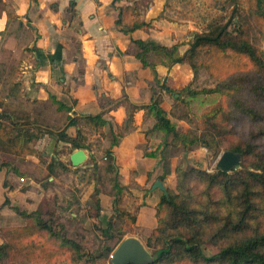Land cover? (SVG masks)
I'll return each instance as SVG.
<instances>
[{
	"label": "crops",
	"instance_id": "0c3cea01",
	"mask_svg": "<svg viewBox=\"0 0 264 264\" xmlns=\"http://www.w3.org/2000/svg\"><path fill=\"white\" fill-rule=\"evenodd\" d=\"M122 5L120 0H0V69L4 68L0 70V97L4 100L0 111L7 109L14 119L18 110L13 103H19L24 116L18 119L31 130H40L30 142L31 153L17 155L34 166L39 154L42 158L49 154L51 162L55 156L60 159L55 150L68 149V143L55 134L66 126L68 116L102 113V130L96 131L80 119L65 127L66 134L83 130L88 146L83 149L86 161L97 162V174H113L116 169L118 183L126 195L131 192L123 201L134 208L135 214L137 231L126 237L143 242L156 225L155 207L163 194L153 183L165 172L159 158L146 153L155 141L150 131L154 118L147 106L156 78H165L172 67L143 66L130 51V39L170 46V37L166 42L161 40L171 28L153 20L147 29L125 33L116 23ZM166 97L170 98L163 93L160 106L164 110ZM55 100L63 107L58 108ZM112 139L116 141L111 146ZM75 150L68 153L69 160ZM13 155L0 149V157ZM15 169L19 172L0 168V206L5 200L11 206H20L14 199L18 194L32 200L29 208L21 206L30 212L45 190L34 189L32 180L25 188L11 184L14 173L28 174L26 168L25 172L17 165ZM49 174L47 179H53V173ZM166 175L160 180L164 187L170 186ZM7 207L3 205L0 212Z\"/></svg>",
	"mask_w": 264,
	"mask_h": 264
},
{
	"label": "rangeland",
	"instance_id": "374dc122",
	"mask_svg": "<svg viewBox=\"0 0 264 264\" xmlns=\"http://www.w3.org/2000/svg\"><path fill=\"white\" fill-rule=\"evenodd\" d=\"M122 6H128L125 24L123 29L128 28L133 20H156V23L163 22L166 27L169 24L170 30L164 35L161 41L172 40V45H176L180 53H182L188 44L192 41L193 35L197 32L207 30L211 20L217 19L221 23L228 25L229 31L235 32L236 26L233 20L240 19L242 23V36L251 42L255 47L264 52V18L254 13L253 2L251 0H120ZM237 18V19H236ZM156 28V27H155ZM162 29H159L161 31ZM161 44V43H160ZM160 56L151 54L149 58L157 61ZM196 71H192L187 64H176L169 69L165 77V82L170 87L179 90L187 86L190 90L200 92L195 96H188L187 90L180 92L183 102H175L172 104V99L166 97L163 101V106L168 112L171 122L181 131L189 129L194 130L203 126V112L207 109L215 107L218 109L215 121L218 128L213 132L216 135L214 139V147H206L201 145L181 144L168 146L164 151V160L159 159L163 164V169L169 175L167 188L176 192L177 176L174 173V168L178 166L183 171H206L214 173L218 169L216 162L223 151L235 145L245 146L246 143L254 144L257 155H250L244 161L245 168L241 166L242 161L236 169L228 171L233 174V171L245 169L261 172L258 164L261 159L264 162V102H256L250 104L246 102L241 107L235 103L237 95L225 87H220L224 91L204 93V89H213L221 85L224 80L232 77L230 84L236 85L243 91L249 88V82L253 78L261 76L264 79V73H260L254 69L252 62L247 56L241 53H235L231 50L221 51L201 47L197 57ZM16 70L17 67L15 66ZM0 70L4 71V68ZM4 84L2 85V89ZM163 94V92H162ZM185 102H188L186 104ZM17 107L16 116L23 117L24 114L18 109L19 103H13ZM254 106L255 110L244 112L242 107L249 108ZM56 123H59L56 117ZM61 122V120H60ZM44 123V122H42ZM53 123L48 126L52 127ZM60 128V125H58ZM154 133V132H152ZM154 140L158 142L161 135L154 133ZM152 134V136H154ZM59 160L66 163L68 153H60ZM39 156L35 158L37 165H32L31 162L25 161L20 157L14 158L15 166H19L21 171L26 168V176L17 175L11 177V184L18 185L24 188L33 181L34 189H44L41 199L34 206V210H39L40 223H44L46 228L38 227L33 233H28L23 230L21 221L18 220V214L13 210L5 208L0 212V242L10 245L6 255L0 257L1 264H112L110 261L111 255L120 242L106 240L105 236L99 231L106 226V221L109 218L116 226H119L116 233L112 236L123 235L124 229L131 231V228L125 225V218L118 217V212L115 205L112 203L115 187H112L113 174H97V162L91 164L84 161L78 166L67 165V167H59L57 164L53 169V179H47L50 176L45 169L50 162V155L46 158ZM18 168V167H17ZM19 172V171H17ZM170 173V174H169ZM17 175V176H15ZM23 176V179L22 177ZM16 177V178H15ZM165 177H168L165 175ZM21 178V179H20ZM26 178H29L27 180ZM45 180V182H43ZM191 191L195 200L202 202V184L192 183ZM123 193V198L120 202V208H124L133 214L134 208L129 207L128 203L124 202V197L131 195V192L126 195ZM220 192L217 189L213 191L211 198H208V203L214 208L217 206V198ZM133 197V196H132ZM19 201L20 206L31 205L32 200L29 197H23L16 194L14 198ZM96 199L99 204H96ZM207 199V198H206ZM260 199L254 200L255 204H259ZM30 203V204H29ZM202 204L203 206L206 205ZM17 205V204H15ZM13 205V206H15ZM99 206V208H97ZM24 208V207H23ZM257 208H260L257 206ZM32 210V211H34ZM171 212V211H170ZM259 213V212H256ZM97 214V215H96ZM103 216L102 222L99 220ZM168 216L169 222L172 217ZM264 220V215L260 217ZM236 221V219L234 218ZM57 222L63 224L66 229V235L72 240L80 244L79 249H73L67 246H60L55 242V227ZM50 227V229H49ZM174 229H172V232ZM174 235V234H173ZM176 237V236H175ZM151 238H143V244L146 249L154 252L157 240ZM172 238V237H171ZM102 240V241H101ZM0 243V244H1ZM112 247V250L106 255L107 248ZM203 254L210 257L218 252L219 246L217 243L204 240L200 244ZM104 254V255H102ZM179 254V255H177ZM176 257L170 258V262L166 264H212L206 262L203 258L193 259L192 257L176 253ZM105 256V257H104ZM165 264V263H164Z\"/></svg>",
	"mask_w": 264,
	"mask_h": 264
},
{
	"label": "trees",
	"instance_id": "16d2710c",
	"mask_svg": "<svg viewBox=\"0 0 264 264\" xmlns=\"http://www.w3.org/2000/svg\"><path fill=\"white\" fill-rule=\"evenodd\" d=\"M253 2L254 13L264 18V0H251ZM128 6L119 7V14L116 23L118 25L125 24V16L127 15ZM237 19V18H236ZM236 26L235 32L229 31L226 23H221L217 19L211 20L208 28L205 31L197 32L193 35L192 41L188 47L180 53L177 46L163 45L153 41H144L141 39H130L132 54L140 60L143 66H152L156 64L164 65L168 68L176 64H187L190 69L196 71L198 62L197 57L201 47L211 49H218L221 51L231 50L235 53L244 54L252 62L254 69L260 73H264V52L255 47L251 42L242 36V23L240 19L233 20ZM151 26V21L133 20L128 24V28H122L125 33L134 29H147ZM151 54H157L160 57L157 61H153ZM232 77L224 80L221 85H217L213 89H204L201 92H222L220 87L228 88L230 93L234 91L237 95L235 103L241 107L246 102L254 104L256 102H264V79L261 76L253 78L249 82V88L242 90L236 88V85L230 84ZM187 90L188 96H195L200 92L190 90L187 86L176 90L168 86L165 78H156L155 87L152 89L151 102L147 106L151 112L154 121L150 129L151 132H156L161 135V139L156 142L148 152V155L164 160V151L170 146L201 145L206 147H214L216 135L213 132L218 128L215 121L218 109L215 107L207 109L203 112V126L194 130L181 131L170 120L168 112L161 106L163 93L167 94L172 99V104L175 102H183L180 92ZM58 103V108L63 107ZM188 104V102H185ZM4 106V100L0 97V107ZM243 111L255 110L254 106L249 108L242 107ZM4 109L0 111V149L10 150L13 152L12 157H0V168L6 167L9 170H15L14 158L20 154L31 153L30 142L38 136V132L31 130L25 122L20 121L18 116L9 114ZM80 119L84 120L94 130H102L105 120L102 118V113L94 115H84L81 117L68 116L66 126L73 125ZM7 120L8 123L4 122ZM65 126V127H66ZM55 131L57 139L68 143V149L61 148L55 150V155L60 153H69L74 149H86L88 146L84 143V135L82 129H77L74 135H67L66 128ZM51 132V131H50ZM153 133V135H154ZM155 136V135H154ZM115 139L111 140V146L115 144ZM254 144L246 143L245 146L235 145L226 150L238 152L240 154L241 166L246 167L244 161L250 155H257ZM110 153V151H109ZM258 168L261 172L251 171L245 169L235 170L233 174L217 169L214 173L206 171H183L178 166L174 168V173L177 176L176 192L168 189L166 186V194L160 196V199L155 207L156 225L147 232V240H157V246L154 252L151 253L152 261L145 264H166L170 262V258H175L176 253L192 257L193 259L203 258L212 264H264V220L261 216L264 215V162L261 159ZM59 167H67L71 162L68 159L66 163L53 157L51 162L47 164L49 173H53L55 165ZM114 165V164H113ZM114 171V187L115 193L113 195L112 203L118 212V217L125 218V225L131 228V231L124 229L123 235L117 237L112 236L116 233L119 226H116L113 219L109 218L106 221V226L99 231L105 236V240H113L121 242L126 235L137 231L135 226V214H130L128 210L120 208V202L123 198L124 187L118 183L117 175ZM22 175V174H20ZM166 173L158 176L161 181L164 180ZM49 177V176H48ZM202 184L201 193L203 195L201 200H195L191 194L193 182ZM25 188V187H24ZM217 189L220 192V198L217 200V206L214 208L212 204L208 203V198H211L213 191ZM207 198V199H206ZM260 199L259 204H255L254 200ZM7 200L3 205H8V209L18 214V220L21 221L23 230L28 233H33L37 230L46 228L44 223H40V212L34 210L27 212L21 206H11ZM206 205H202L205 204ZM96 204L99 200L96 199ZM0 206V209L2 208ZM260 207V208H257ZM99 208V206H97ZM171 211V212H170ZM172 217L169 222L168 216ZM259 212V213H256ZM97 215V214H96ZM100 215L98 214V217ZM99 220L102 222L103 216ZM236 219V221L234 220ZM55 227V242L60 246H67L70 248L79 249L81 246L75 240L66 235V229L60 222H57ZM50 229V227H49ZM172 229H174L172 232ZM174 234V235H173ZM176 236V237H175ZM172 237V238H171ZM204 240H210L218 244L219 250L210 257H206L200 244ZM102 241V240H101ZM10 245L8 243L0 244V257L6 255L7 249ZM106 255L112 250V247H106ZM76 251V250H75ZM104 255V254H102ZM105 257V256H104ZM1 264V263H0ZM131 264V263H128Z\"/></svg>",
	"mask_w": 264,
	"mask_h": 264
},
{
	"label": "water",
	"instance_id": "95a60500",
	"mask_svg": "<svg viewBox=\"0 0 264 264\" xmlns=\"http://www.w3.org/2000/svg\"><path fill=\"white\" fill-rule=\"evenodd\" d=\"M86 157L83 149H76L69 158L73 166H78L86 160ZM239 162L240 154L238 152L225 150L219 156L216 166L218 169L228 172L236 169ZM153 187L160 188L166 194V189L160 180H156ZM110 261L112 264H145L152 261V255L137 237L127 236L115 248Z\"/></svg>",
	"mask_w": 264,
	"mask_h": 264
}]
</instances>
